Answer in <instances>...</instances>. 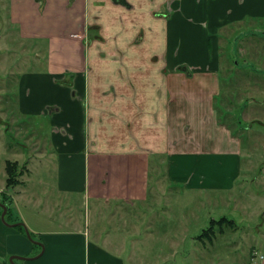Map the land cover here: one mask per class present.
<instances>
[{
	"label": "crops",
	"instance_id": "0c3cea01",
	"mask_svg": "<svg viewBox=\"0 0 264 264\" xmlns=\"http://www.w3.org/2000/svg\"><path fill=\"white\" fill-rule=\"evenodd\" d=\"M5 5L18 38L36 47L48 42L46 69L23 73L16 107L24 117L45 121L49 140L42 143V129L35 133L38 149L31 156L38 152L42 161L26 165L22 182L8 191L12 204L42 201V184L30 186L23 178L36 167L52 165V152L62 193L87 190L90 165H96L94 196L103 199L101 217L115 206L113 213L125 219L119 203L126 198L141 209L144 200L160 206L151 193L140 195L133 187L137 171L153 154L164 159L167 186L195 189L207 197L234 191L243 171V140L219 122V99L231 87L225 86L223 74L254 68L249 60L261 54L264 68V0H6ZM6 160L0 181L7 176ZM1 213L0 264H12L6 256L38 250L22 229L9 224L17 221H26L45 244L42 255L26 264H126L112 246L90 242L86 235L82 239L83 228L72 220L42 227L27 214L4 222ZM136 216L130 223L119 221L120 229L137 235L159 230L158 221L153 227ZM159 231L174 254L172 231ZM168 255L161 254V260ZM234 261L264 264V246L260 252L251 247L246 259Z\"/></svg>",
	"mask_w": 264,
	"mask_h": 264
},
{
	"label": "rangeland",
	"instance_id": "374dc122",
	"mask_svg": "<svg viewBox=\"0 0 264 264\" xmlns=\"http://www.w3.org/2000/svg\"><path fill=\"white\" fill-rule=\"evenodd\" d=\"M5 3L6 0H0V172L2 173H4L6 159H17L20 164H29V166L42 161L38 152L31 156L34 150L38 149L35 133H39L42 129V143L49 140L45 138L48 130L46 122L43 120L41 122L37 116L24 117L16 107L17 86L23 73L30 72L29 70L46 69L48 42L45 41L41 47H36L35 42L18 38L17 27L11 25L8 20V7ZM251 39L252 37L245 38L244 44L248 45ZM262 40L258 37L255 42L260 46ZM38 55H42V60L38 58ZM262 58L263 54L259 60H249L254 68L249 67L245 71L242 68L241 72L236 74H223L225 86L231 87L225 89L221 100L219 99V122L222 119L224 124L228 125L230 130L237 131L236 134H239L243 140L240 155L243 171L242 175L235 179L233 192L226 191L217 197H207V193L195 189L180 185L167 186L164 159H158V155L153 154L149 157V164H145V168L137 171L138 181L133 187L135 193L142 192L140 195L148 192L149 197L152 194V202L160 206L152 207L151 202L148 204L144 200L141 202L143 206L141 209L139 203L126 198L119 203L122 206L119 212L127 213L125 219H120L113 213L116 210L115 206L114 210L108 209L107 215L103 214L101 217L98 213L105 209L102 204L103 199H97L100 196H94L97 188V186L95 188L96 165L94 163L90 165L87 190L73 194L62 193L57 189L58 163L56 152H52L48 154V160H51L52 165H42V169L36 167L25 173L23 178L30 186L42 184V190L39 191L42 201H36L34 204L23 200L15 201L11 205L8 218L16 220L18 218L16 215L24 218V214H27L35 217L38 225L42 227L55 225L56 221L63 222V219L72 220L73 225L77 223L83 228L82 239L86 235L90 242L100 246L103 244L112 246L116 253L124 255L126 264H233L238 257L246 259L251 247H257V252H260L261 247L264 246V68ZM239 62L246 65L245 58L239 59ZM253 108L254 111H252ZM255 116L260 120L254 121ZM136 138L139 140L137 134ZM138 142L141 143L140 140ZM16 154H20L19 158L15 156ZM0 182L2 183L0 187L5 190L6 178L4 177V181ZM22 187L23 185L19 186L17 192ZM0 210L2 211L1 206ZM136 215H139L137 220L141 219L144 224L150 220L154 227L158 221L159 230L172 231L169 236L173 234L175 238L174 254L170 255L168 237L159 230L153 233L149 229L137 235L133 231L120 229L119 221L127 220L130 223L132 219L136 220ZM223 215L234 219L235 224L216 223L210 236L203 234L202 239L197 238L209 226L212 218L219 220ZM151 216L155 218H150ZM22 222L27 225L26 221ZM121 234L125 235L124 239ZM184 239L183 244L186 246L182 248L181 242ZM125 248L128 250L125 251ZM37 249L33 255L18 254L17 256L34 257L41 251L40 247ZM167 253L169 255L162 261L160 255ZM11 256L13 255L4 258L9 260ZM34 259L37 260V258ZM15 261L18 264L27 262L23 259H15Z\"/></svg>",
	"mask_w": 264,
	"mask_h": 264
},
{
	"label": "trees",
	"instance_id": "16d2710c",
	"mask_svg": "<svg viewBox=\"0 0 264 264\" xmlns=\"http://www.w3.org/2000/svg\"><path fill=\"white\" fill-rule=\"evenodd\" d=\"M25 168H26V165L20 164L18 160H9V159L6 160V167H5L6 174H7V176H6V189L1 192L2 198L0 199V201H2L3 203H8V205H9V210L7 212V215H6V219L8 221H9L8 215H9L12 200H13L12 197L8 194V191L10 189H13L14 187H16L21 182L20 176L24 173ZM216 223H218L220 225H222L224 223L235 224V220L232 218H228L226 216L221 217L219 220L218 219L217 220L211 219L209 226L207 228H205L197 236V238L202 239L203 234L210 236L211 233L214 231L213 229H214V227H215L214 225H216ZM18 227L20 229H22L26 234V231H25L23 226L18 225Z\"/></svg>",
	"mask_w": 264,
	"mask_h": 264
},
{
	"label": "water",
	"instance_id": "95a60500",
	"mask_svg": "<svg viewBox=\"0 0 264 264\" xmlns=\"http://www.w3.org/2000/svg\"><path fill=\"white\" fill-rule=\"evenodd\" d=\"M0 206L2 207V214H1V217L2 219L4 220V222H7V219H6V215H7V212L9 210V205L8 203H3L2 201H0ZM8 223V222H7ZM9 224H12L13 226H18V225H21L24 227L25 231H26V235L28 236V238L34 242L35 244L39 245L42 247L41 251L34 257H20V256H17V255H13L10 257L9 261L12 263V264H18L15 259H23V260H26V259H34V258H37L39 257L40 255H42V252L44 251V245L42 242H40L39 240L35 239L34 236L32 235L31 231L28 229L27 225L22 222V221H18V222H14V223H9Z\"/></svg>",
	"mask_w": 264,
	"mask_h": 264
},
{
	"label": "flooded vegetation",
	"instance_id": "af4514ba",
	"mask_svg": "<svg viewBox=\"0 0 264 264\" xmlns=\"http://www.w3.org/2000/svg\"><path fill=\"white\" fill-rule=\"evenodd\" d=\"M41 249H42V247L41 246H39Z\"/></svg>",
	"mask_w": 264,
	"mask_h": 264
}]
</instances>
